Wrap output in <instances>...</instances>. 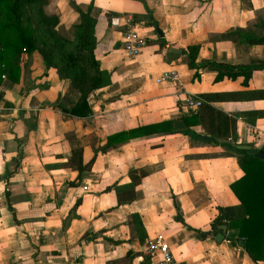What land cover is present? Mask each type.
<instances>
[{"label":"crops","instance_id":"1","mask_svg":"<svg viewBox=\"0 0 264 264\" xmlns=\"http://www.w3.org/2000/svg\"><path fill=\"white\" fill-rule=\"evenodd\" d=\"M89 4L93 53L109 75L89 93V114L56 105L68 106L76 91L36 49L19 61L16 80L0 73V264H161L144 248L158 230L176 264H260L239 240L231 242L233 229L215 240L217 228L209 227L217 205L237 203L228 183L241 173L236 153L214 136L154 132L94 149L110 132L190 114L184 112L186 94L201 99L193 114L204 124H225L233 128L232 140L264 149V95L253 96L264 89V43L239 34L264 32V0H45L43 8L56 13L55 27L71 36L76 8ZM112 16L119 24L110 23ZM132 22L146 42L127 57L120 38ZM187 44H197L195 64L252 63L249 76L245 82L243 74L215 79L213 67L188 66ZM166 69L177 72L179 85L154 80ZM189 128L209 134L202 123ZM74 150L81 164L93 156L78 173L77 156L72 164L67 160ZM134 168L146 174L133 186L132 199L119 203L116 189L128 186Z\"/></svg>","mask_w":264,"mask_h":264},{"label":"trees","instance_id":"2","mask_svg":"<svg viewBox=\"0 0 264 264\" xmlns=\"http://www.w3.org/2000/svg\"><path fill=\"white\" fill-rule=\"evenodd\" d=\"M44 2L45 0H0V73L3 72L11 80H16L19 61L25 60L26 54L31 50H38L44 64L54 66L57 75L60 78L67 77L70 87L76 91L74 100L71 101L70 97L67 98L68 106L60 103V100L56 101V105L66 113L85 116L90 113L89 93L109 79V75L99 68L98 61L93 53L95 18L91 13L90 4L85 9L76 8L79 20L72 25V35L69 36L65 29L59 26L55 27L58 21L57 14L45 12ZM152 24L154 25V22ZM239 34L243 41L264 43V32L250 34L241 31ZM160 39L163 42L161 37ZM196 49L197 44H187L183 48L184 51H187L188 66L208 65L213 67L216 69L215 79L223 75L235 77L237 74H243V81L245 82L249 76L252 63L237 65L228 63L212 64L202 61L195 64ZM261 95H264V89L253 91L254 97H261ZM179 117L183 126L178 129L173 128L172 118H165L110 132L105 135V142L97 146L94 152L126 139L154 132H180L190 134L196 138L198 134L193 132L189 125L202 123L207 133L215 137V143L224 144L236 153V160L241 170L240 175L228 183L230 190L237 199V203L217 205L216 213L209 222V227L211 230H216L214 227L216 223L225 222L227 228L233 229V232L228 234L231 242L237 243L241 238L242 243L240 246L248 256L253 261H260V264H264L262 251L264 242V159L249 152L248 148L237 147L218 140L219 138L228 137L235 139L232 127L231 130H228L225 124L222 126L220 123L210 127V124H204L199 113L180 114ZM222 120H226V117H222ZM72 155L77 156V173L82 168L88 167L93 159L92 156L85 164H81L79 151L74 150L67 159L71 164L74 158ZM145 174L146 172L142 169L134 168L129 171L130 181L128 186L126 185L121 193L116 189L119 203L132 199L134 195L133 186ZM108 187L106 186V188ZM7 194L8 190L5 188V198ZM174 206L177 208L175 202ZM132 218L135 225L140 223L136 213H132ZM177 218L181 219L178 216ZM203 235L201 231H198L199 237Z\"/></svg>","mask_w":264,"mask_h":264},{"label":"built area","instance_id":"3","mask_svg":"<svg viewBox=\"0 0 264 264\" xmlns=\"http://www.w3.org/2000/svg\"><path fill=\"white\" fill-rule=\"evenodd\" d=\"M111 24H119L116 16L110 17ZM121 48L127 57H133L138 54L142 47L145 45V35L140 31L136 22L126 23V27L121 31ZM177 72L174 69H166L160 72L155 81H167L174 85H179ZM201 103V99L192 94H186L183 98L184 112L195 113ZM85 184L82 185L84 189ZM144 248L147 252L155 254L161 264H176V260L171 252L169 244L164 234L158 230L152 236H149L145 243Z\"/></svg>","mask_w":264,"mask_h":264},{"label":"water","instance_id":"4","mask_svg":"<svg viewBox=\"0 0 264 264\" xmlns=\"http://www.w3.org/2000/svg\"><path fill=\"white\" fill-rule=\"evenodd\" d=\"M153 28H154L157 35H159V36L162 35L161 29L158 27V25L156 23H154ZM170 49L175 50V48H173V47H170ZM178 51H180V50H178ZM172 126L175 129L181 128L183 126L182 120L180 118H174L172 120ZM198 138L203 139V140H208V141L214 140V137L210 134H198ZM221 141L228 142V143L233 144L237 147L248 148L249 152H251L252 154L264 159V149H262V148L251 147L247 143H238V142H236V140H232L229 138H221ZM214 226L217 228V231L213 234V237L215 240H220L221 238H223V233L226 229V223L225 222L216 223ZM239 242L242 243L241 238L239 239Z\"/></svg>","mask_w":264,"mask_h":264}]
</instances>
